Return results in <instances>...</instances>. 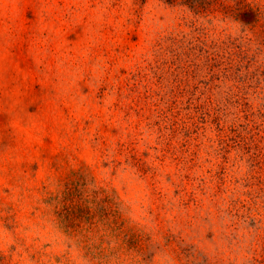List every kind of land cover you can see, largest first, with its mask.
<instances>
[{
    "label": "rangeland",
    "instance_id": "1",
    "mask_svg": "<svg viewBox=\"0 0 264 264\" xmlns=\"http://www.w3.org/2000/svg\"><path fill=\"white\" fill-rule=\"evenodd\" d=\"M0 264H264V0H0Z\"/></svg>",
    "mask_w": 264,
    "mask_h": 264
}]
</instances>
